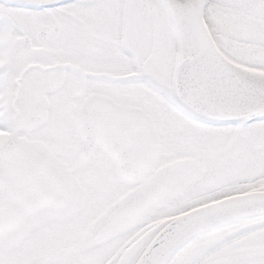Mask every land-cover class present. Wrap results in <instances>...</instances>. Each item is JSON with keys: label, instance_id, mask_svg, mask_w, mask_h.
Wrapping results in <instances>:
<instances>
[{"label": "snow or ice", "instance_id": "snow-or-ice-1", "mask_svg": "<svg viewBox=\"0 0 264 264\" xmlns=\"http://www.w3.org/2000/svg\"><path fill=\"white\" fill-rule=\"evenodd\" d=\"M0 264H264V0H0Z\"/></svg>", "mask_w": 264, "mask_h": 264}]
</instances>
